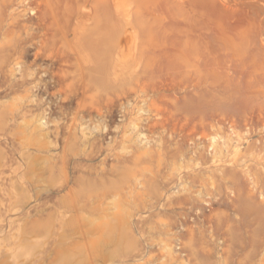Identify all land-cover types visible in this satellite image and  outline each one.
Instances as JSON below:
<instances>
[{
    "label": "rangeland",
    "instance_id": "374dc122",
    "mask_svg": "<svg viewBox=\"0 0 264 264\" xmlns=\"http://www.w3.org/2000/svg\"><path fill=\"white\" fill-rule=\"evenodd\" d=\"M263 47L264 0H0V264H264Z\"/></svg>",
    "mask_w": 264,
    "mask_h": 264
},
{
    "label": "bare ground",
    "instance_id": "6f19581e",
    "mask_svg": "<svg viewBox=\"0 0 264 264\" xmlns=\"http://www.w3.org/2000/svg\"><path fill=\"white\" fill-rule=\"evenodd\" d=\"M224 35V34H223ZM206 47V46H205ZM264 48V47H263ZM224 49V48H223ZM194 50V52H192V54H194L195 55V59H194V61H193V63L196 65V66H198V65H200V64H202L203 62H204V55H210V54H212V52L209 50V49H207L206 48V50H204V49H201V48H199V49H193ZM225 52V55L227 56V60H226V68L228 67V68H232L233 66H236V65H239V66H242V67H246V66H248L249 64H247L246 62L247 61H245L246 59H244V50H242V49H239V48H235V47H226V50H224ZM262 52V51H261ZM184 53H186V54H188L189 53V51H185ZM263 53H264V50H263ZM224 56V55H223ZM252 56V55H251ZM206 57V56H205ZM263 58V57H262ZM224 59H225V57H224ZM207 60V59H206ZM218 62H219V60H218ZM256 62V61H255ZM254 62V63H255ZM253 63V64H254ZM209 65H210V63H209ZM212 65H214V63L212 64ZM256 65H258V64H256ZM217 68H218V66H217ZM252 68V67H251ZM237 69V68H236ZM249 69V68H248ZM225 70V69H224ZM237 70H239V68L237 69ZM242 70V69H241ZM247 69H245V71H246ZM229 72V71H228ZM233 73V72H232ZM237 73H242V71L241 72H237ZM247 73V72H246ZM245 73V74H246ZM263 73V72H262ZM243 75V74H242ZM248 76V75H247ZM241 77V76H240ZM253 77V76H252ZM263 78V77H262ZM240 80H241V78H240ZM250 80V79H249ZM261 80V79H260ZM259 80V81H260ZM264 85V84H263ZM259 86V85H258ZM241 90H243V89H241ZM257 90V89H256ZM264 90V89H263ZM262 91V90H261ZM264 92V91H263ZM246 98V97H245ZM247 99V98H246ZM261 100H263L262 98H260ZM247 102V101H246ZM263 102V101H262ZM261 102V103H262ZM255 103V102H254ZM253 103V104H254ZM264 103V102H263ZM252 104V103H251ZM256 104V103H255ZM257 104H258V102H257ZM260 105V104H259ZM257 106V105H256ZM260 106H262V105H260ZM259 106V107H260ZM256 109H257V107H255ZM249 109H251L250 107H249ZM249 109H248V111H249ZM255 110V109H254ZM257 111V110H256ZM255 111V112H256ZM260 111V110H259ZM254 112V113H255ZM263 114H264V112H263ZM262 126H263V124H262ZM225 148H226V146H225ZM234 151L235 152H238V149L237 148H235L234 149ZM221 161V163L222 162H224V161H227V160H220ZM229 162H231V163H229L225 168H222L221 170H220V172L223 174V175H227V174H231V173H234V172H236V168H237V166H235L234 165V163L232 162V160H230ZM221 163H218V164H221ZM240 171H243V172H245V173H249V171H250V168L249 167H247V168H240ZM232 184V183H231ZM234 185V184H233Z\"/></svg>",
    "mask_w": 264,
    "mask_h": 264
}]
</instances>
